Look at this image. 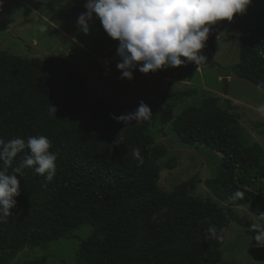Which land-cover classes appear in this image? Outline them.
<instances>
[{
  "label": "trees",
  "instance_id": "1",
  "mask_svg": "<svg viewBox=\"0 0 264 264\" xmlns=\"http://www.w3.org/2000/svg\"><path fill=\"white\" fill-rule=\"evenodd\" d=\"M240 41V61L233 71L264 88V0ZM210 57L215 65L214 53ZM196 92L186 89L170 96L184 102ZM166 97L159 95L162 101ZM233 108L228 98L221 104L219 97H206L171 120L183 145L205 146L224 158L223 173L207 181L217 200H202L185 183L171 191L159 185V161L168 151L154 145L153 118L131 124L114 120L112 114L119 116V110L91 92L77 64L0 50V141L44 135L57 156L52 182L31 167L16 174L20 194L12 215L0 222V244L7 241L9 249L20 251L71 239L75 230L89 225L93 232L81 241L77 264H167L172 252H188L175 264H217L222 255L217 236L196 250L197 235L210 225L237 223L253 238L250 226L255 222L241 218L235 209L239 206H249L264 221L263 150L245 144ZM131 147H146L140 153L142 164L124 156ZM25 154L30 150L18 153L8 174ZM197 181L198 175L191 179L192 190ZM236 190L245 193L244 199L231 198ZM162 207L171 211L162 228L144 233ZM44 262L42 257L28 264Z\"/></svg>",
  "mask_w": 264,
  "mask_h": 264
},
{
  "label": "rangeland",
  "instance_id": "2",
  "mask_svg": "<svg viewBox=\"0 0 264 264\" xmlns=\"http://www.w3.org/2000/svg\"><path fill=\"white\" fill-rule=\"evenodd\" d=\"M260 1L252 0L247 10L237 13L232 21L223 20L219 35H212L214 25L210 26L209 38L201 50L207 57L205 63L193 66L195 62H186L180 67L148 74L137 68L131 80L122 78L116 66L121 62L117 52L119 42L108 36L99 19L89 21L87 34L77 25L79 15L87 11L86 0H0V50L23 58L53 57L57 63L77 64L91 92L112 103L120 115L135 111L144 101L152 111L150 118L155 120L151 127L154 145H162L168 151L159 161L161 188L171 191L185 183L188 190L202 200H217L207 181L225 170L222 154L201 145H183L172 130L171 120L185 107L198 105L206 97H219L221 104L228 98L234 105L232 111L243 141L249 146L260 145L264 154V114L257 111L264 104V88L240 78L233 71L240 61V37L249 29ZM41 24L47 26L46 32H40ZM213 53L215 65L210 57ZM188 66L193 67L186 68ZM186 89L197 92L184 102L170 96ZM163 93L167 94L164 101L159 98ZM137 149L141 153L146 147L126 149L124 156L130 159ZM196 175L198 181L192 190L191 179ZM235 209L241 218L264 227V221L253 214L249 206ZM170 214L168 208H160L145 224L143 232L147 234L162 228ZM215 229L222 251L217 264H264V248L257 247L258 243L243 226L231 223ZM92 232L91 226L84 225L74 231L75 237L71 239L29 245L20 251L9 249L8 242L3 241L0 264H28L42 257L44 264H77L80 243ZM212 236L208 231L197 235L193 248L202 249ZM186 255L188 252H172L167 264H175Z\"/></svg>",
  "mask_w": 264,
  "mask_h": 264
},
{
  "label": "clouds",
  "instance_id": "3",
  "mask_svg": "<svg viewBox=\"0 0 264 264\" xmlns=\"http://www.w3.org/2000/svg\"><path fill=\"white\" fill-rule=\"evenodd\" d=\"M252 0H86V12L77 19L80 30L87 34L89 21L98 18L110 38L119 42L117 52L121 58L116 66L122 78L134 79V70L144 74L157 72L163 68L180 67L186 62L197 65L205 63L207 57L201 54L209 38L210 26L218 21H232L237 13H244ZM40 32H46L47 26L41 24ZM182 57L187 58L182 59ZM53 111H57L55 107ZM257 111L264 114V104ZM152 115L150 107L144 102L127 114L112 118L118 122L131 124L147 121ZM0 161L4 169L0 170V222L12 215L20 194V183L17 173L23 175L26 167L43 176L46 182H52L57 174L55 153L50 151L51 142L44 135L13 138L8 142L0 141ZM22 162L7 173L18 153L25 149ZM134 157L143 163L139 150ZM245 193L236 190L232 199H244ZM255 233L253 239L257 247H264V227L253 223L250 226ZM215 236V226L207 229Z\"/></svg>",
  "mask_w": 264,
  "mask_h": 264
},
{
  "label": "water",
  "instance_id": "4",
  "mask_svg": "<svg viewBox=\"0 0 264 264\" xmlns=\"http://www.w3.org/2000/svg\"><path fill=\"white\" fill-rule=\"evenodd\" d=\"M222 23H223V20L222 21H218L216 24H214V27L211 31V34L216 36V35H219V31H220V28L222 26ZM193 66H198L197 64L193 65ZM193 66H188L186 68H192ZM227 80V79H226Z\"/></svg>",
  "mask_w": 264,
  "mask_h": 264
}]
</instances>
